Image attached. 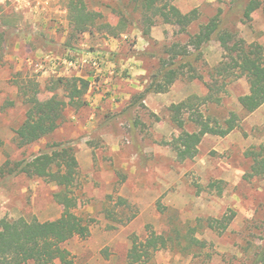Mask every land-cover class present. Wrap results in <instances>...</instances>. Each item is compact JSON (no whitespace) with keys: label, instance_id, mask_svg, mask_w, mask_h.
Returning <instances> with one entry per match:
<instances>
[{"label":"rangeland","instance_id":"1","mask_svg":"<svg viewBox=\"0 0 264 264\" xmlns=\"http://www.w3.org/2000/svg\"><path fill=\"white\" fill-rule=\"evenodd\" d=\"M68 1L0 0V169L55 144L73 148L79 167L77 213L90 221L86 239L63 245L75 264H129L132 239L144 241L150 232L179 234L182 246L157 252L147 264H253L264 245V176L248 177L252 160L247 153L264 143V105L243 115L238 99L248 94V84L243 78L228 84L216 95L219 104L200 110L219 122L235 112L242 119L238 128L224 138L204 137L193 160L177 161L167 143L181 130L171 122L169 107L208 94L209 72L222 57L218 42L204 47L197 62L176 59L183 75L167 92L146 93L160 66L171 61V47L191 51L188 36L158 23L144 37L130 0H87V10L102 19L77 34ZM173 4L183 14L198 11L191 34L218 16L247 44L264 47L261 10L248 21L238 15L233 0ZM122 11L127 22L113 38L104 25L115 27ZM191 75L201 79L190 80ZM71 79L89 84L78 106H69L58 83ZM29 81L37 83L40 101L57 94L67 106L54 133L18 148L14 132L27 111L19 87ZM194 130L188 123L184 128ZM212 183H221V193L208 189ZM59 191L56 183L0 172V222L58 219L63 208L54 195ZM225 215L233 219L224 232L209 228V219ZM190 230L202 249L185 248L183 237Z\"/></svg>","mask_w":264,"mask_h":264},{"label":"trees","instance_id":"2","mask_svg":"<svg viewBox=\"0 0 264 264\" xmlns=\"http://www.w3.org/2000/svg\"><path fill=\"white\" fill-rule=\"evenodd\" d=\"M133 11L139 14L138 20L142 27L144 37L150 36V31L158 23L169 25L177 29L178 34L187 35V45L191 49H177L171 47L167 51L169 62H164L160 70L153 76L152 89L146 93L161 94L168 91L171 85L183 75L184 67H176L175 60L193 58L195 62L202 56V50L212 41H217L222 51L221 61L213 67L208 75L209 83L206 85L208 94L204 97L191 96L186 100L169 107L171 122L181 130L179 136L172 138L168 146L174 152L177 161L193 160L198 154V147L206 136L224 138L236 130L241 117L231 112L226 120L219 122L204 116L200 108L208 104H219L216 97L219 91L238 80L245 79L248 94L238 99L243 115H250L264 105V47L249 45L239 38L236 32L226 28L218 16L200 25L193 34L190 30L198 20V11L192 10L183 14L174 4L173 0H130ZM235 10L244 20H251L252 15L261 10L264 14V0H233ZM87 0H69L68 12L70 22L77 34L91 31L102 19L99 13L87 10ZM119 15L118 24L113 27L109 24L104 28L109 30L113 38L119 36L126 24V17ZM194 73L195 69H189ZM201 79L200 76L191 75L190 80ZM160 78L159 82L157 79ZM79 83V86L77 85ZM64 87L65 96L69 106L80 105V99L87 93V81L71 79L58 81ZM23 102L27 105L24 122L14 132V141L18 148L28 147L54 133L63 120L67 103L57 94L51 98L40 101L38 99V85L29 81L19 87ZM187 116V117H185ZM194 127L193 132H186V124ZM251 158L249 178L264 176V143L256 150L247 153ZM2 175L7 177L25 176L27 178L43 179L49 183H56L60 191L54 195V200L63 208L61 216L53 221L38 222L17 219L0 222V264H75L70 253L63 247L74 238L86 239L90 235V221L77 213L78 196V162L72 147L64 144H55L47 151H41L32 158L19 162H6L0 169ZM208 189L218 190L221 193V183H212ZM118 204L128 206L126 201L118 199ZM233 215H225L219 220L209 219L208 226L212 230L224 232L232 222ZM131 219H128V223ZM190 230L184 235L185 248H203V243L192 237ZM179 234L165 237L150 232L144 241L133 238L131 248L127 255L129 264H147L154 255L168 248L181 247ZM253 264H264V245L255 253Z\"/></svg>","mask_w":264,"mask_h":264}]
</instances>
